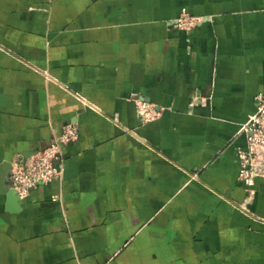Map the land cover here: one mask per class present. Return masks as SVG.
<instances>
[{"label":"crops","instance_id":"obj_1","mask_svg":"<svg viewBox=\"0 0 264 264\" xmlns=\"http://www.w3.org/2000/svg\"><path fill=\"white\" fill-rule=\"evenodd\" d=\"M262 94L264 0H0V264H264L237 159ZM66 125L62 178L12 207Z\"/></svg>","mask_w":264,"mask_h":264},{"label":"built area","instance_id":"obj_2","mask_svg":"<svg viewBox=\"0 0 264 264\" xmlns=\"http://www.w3.org/2000/svg\"><path fill=\"white\" fill-rule=\"evenodd\" d=\"M204 16L192 15L186 9L175 21L181 30H192L204 21ZM199 98H194V103ZM258 108L242 125L240 132L245 135L246 143L237 148L239 162L238 180L249 194L253 192L257 178H264V94L257 97ZM142 122L149 123L160 118L161 112L148 102H137ZM78 138V128L66 125L54 142L37 152L24 162H17L11 171L12 188L20 199L26 198L31 190L42 184H49L63 176V148Z\"/></svg>","mask_w":264,"mask_h":264},{"label":"water","instance_id":"obj_3","mask_svg":"<svg viewBox=\"0 0 264 264\" xmlns=\"http://www.w3.org/2000/svg\"><path fill=\"white\" fill-rule=\"evenodd\" d=\"M3 191H5L8 197L9 204L12 205V207H16V204L20 202V197L18 196L17 192L13 188H4Z\"/></svg>","mask_w":264,"mask_h":264},{"label":"rangeland","instance_id":"obj_4","mask_svg":"<svg viewBox=\"0 0 264 264\" xmlns=\"http://www.w3.org/2000/svg\"><path fill=\"white\" fill-rule=\"evenodd\" d=\"M190 13V12H189ZM190 14H192V13H190ZM192 15H194V14H192ZM190 31V30H189Z\"/></svg>","mask_w":264,"mask_h":264}]
</instances>
